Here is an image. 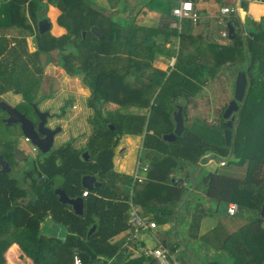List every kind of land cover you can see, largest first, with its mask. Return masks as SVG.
Masks as SVG:
<instances>
[{
  "label": "trees",
  "instance_id": "trees-1",
  "mask_svg": "<svg viewBox=\"0 0 264 264\" xmlns=\"http://www.w3.org/2000/svg\"><path fill=\"white\" fill-rule=\"evenodd\" d=\"M49 5L61 11L58 24L66 30L61 37L39 32V14ZM232 22L237 38L224 46L183 34L185 41H192L196 61L186 62L181 54L176 69L167 73L153 66L157 52L172 54L164 44L149 43L154 33L138 44L137 30L107 15L93 0H0V27L28 32L37 47L32 53L27 37H0V97L13 93L34 102L45 75L42 55L57 52L58 67L71 77L84 76L90 92L88 106L94 111L86 147L76 148L73 140L46 155L41 153L24 174L30 180L29 189L13 175L15 149L9 147L0 153L13 168L12 174H0V236L7 247H17L20 258L15 264H74L76 253L84 264H108L119 256V248L110 241L132 226L131 203L142 208L143 217L154 216L159 223L180 219V226L187 227L195 240L204 217L216 213L220 204H237L241 213L254 212L257 216L240 232L242 242L228 241L221 251L227 252L229 264H264V19L260 23L252 21L249 26L238 18ZM185 26L188 31L192 24L186 22ZM95 27L102 39L92 33ZM158 32L166 34L167 40L182 35L170 27H161L156 35ZM225 66L237 67L236 76L247 72L250 81L234 147H227L224 133L210 132L206 136L191 131L186 124V103L179 101L181 95L190 98L205 85L199 79ZM156 89L159 92L155 96ZM170 97L174 100L172 106L168 105ZM105 104H117L121 110L133 106L147 112L128 114L119 108L105 116ZM178 106L184 110L185 131L170 143L164 136L175 131ZM127 135L145 136L140 158L141 164L148 167L142 175L144 183L114 170L116 149ZM85 152L90 161L83 158ZM208 154L226 161L225 167L240 168L241 176L206 172L199 181L180 178L187 166L196 170L206 162ZM85 176L95 177L102 186L88 191L82 186ZM58 188L71 199H84V215L75 214L59 201L55 194ZM86 191L88 197L83 196ZM181 208L185 213L192 212L190 220L180 216ZM49 217L67 230L66 240L42 233L41 227ZM94 226L97 229L88 238ZM169 248L176 252L172 245ZM137 262L156 264L146 256L134 264ZM0 264L9 263L4 257Z\"/></svg>",
  "mask_w": 264,
  "mask_h": 264
},
{
  "label": "crops",
  "instance_id": "crops-1",
  "mask_svg": "<svg viewBox=\"0 0 264 264\" xmlns=\"http://www.w3.org/2000/svg\"><path fill=\"white\" fill-rule=\"evenodd\" d=\"M93 1L96 4V6H98V8L104 11L107 15H113L119 21H128L129 22L128 25L132 26L135 30L138 31L135 40L138 42V44L140 43V41L145 42L147 37L153 35V33L155 36L149 43L154 42L158 45L164 44L166 45L167 50H169V48L173 44H175L176 41L175 37L167 40L166 34H163L162 32H158L156 35V31H159L161 27L164 29L170 27V30H174L175 29L173 27L174 23L166 22V21L157 22V20H155L156 16H151V15L159 14L160 13L159 10L162 9V6L167 5L168 3L173 4V8H172L173 11V9L177 6V2L175 0H93ZM243 2H247L248 4L247 10H244V8L242 7ZM239 3L243 11L241 16H244L246 14L250 15L249 13L252 11L251 16L254 22L260 23L264 19V0H254V4L252 5H250L249 0H241V2L240 0H195V7L201 15V21L197 26L192 25V27L188 31L187 28L189 27L184 26L183 31L181 33L179 32V34H182V36L186 35L187 37L190 38H195V39L199 38L201 39V41L204 42H208V43L212 42L218 44L216 40L212 38L213 36H212L211 25L212 24L215 25V17L219 14L222 8L224 7L235 8L238 7ZM46 10H47V19L51 23L50 32L52 33V35H54L55 37H61L65 35L66 30L61 26H59L58 24V18L61 16L60 9L53 5H49L48 9ZM238 19H240L241 21L243 20V18L241 19L239 12H238ZM165 24L168 25L167 28L164 27ZM221 29L222 30L220 31V33L223 31V28ZM16 31L22 32L23 30L21 31L18 28L13 29V28L0 27V35L2 34V36L11 37L12 36L11 33L14 34ZM22 34L25 33L23 32ZM26 34H28V32ZM243 36H246V32L243 33ZM23 37H27V36H23ZM32 39L34 38L32 37ZM33 41H35V39ZM224 41L225 43H223L222 45H227V43H230L234 40L230 39V41H226V40ZM36 48L37 47L35 43L34 46H31V52L32 53L35 52ZM53 54H55L57 57V52L52 53L51 56H53ZM165 59L166 57L164 55H156L155 61L156 60L159 61V65L157 64V62L154 61L153 66L154 68L160 71L169 73L170 67L167 65L168 62H162L165 61ZM43 64L45 66V73L46 71L47 73H50V71H52L55 75H61V77L65 78L62 79L63 82L69 83L71 84V86H74L77 89H83V90L87 89L90 97L89 89L84 84L83 75L75 76L78 77L77 80L66 79L68 77L70 78L71 76H69L62 68L56 66L53 62L50 64L44 62ZM75 77H71V78H75ZM155 96H153V98H155ZM111 105L113 106L114 111L119 109L118 105H114V104ZM122 112L128 114H144L147 111L145 109H140L138 107L130 106V107H123ZM61 121H64V119H62ZM144 139H145L144 135L123 136L116 149V155L114 158L115 172L121 176L133 177L134 182H136L135 173L137 172L139 163H141L140 158L142 154H139L138 151L141 150L143 151ZM66 141H68V139H66ZM76 147L78 149H81L79 145ZM127 151L130 152L128 159H131L132 157L135 156L136 157L135 159L137 161L135 166H133V168H130V170L128 168V162H127L128 159H120V160L118 159L119 156L123 155ZM138 155H140L139 159H138ZM206 159L207 161L208 160L209 161L207 163L206 162L200 163L196 170H194L193 167L191 166H187V168L179 174L180 178L189 179L190 182L197 180V174L201 169H206L209 170L210 172L227 173L224 171L225 164L223 165L221 161H217L213 157H209V159L208 158ZM141 165L145 166L143 164ZM143 174L144 173H142V175ZM231 175L236 176L235 174L232 173ZM144 181L145 180H143L141 183H144ZM119 185L122 189H124L121 183ZM130 190H131V195L133 196L134 195L133 187H131ZM130 205L132 206L133 203H131ZM135 207L138 209L140 215L142 216V212H143L142 208L137 205ZM149 218L153 220L150 216ZM251 220H252L251 213L249 214L241 213L240 211L238 215L230 216L228 214L227 205L220 204L216 213H214L213 215L206 216L201 220L199 231L197 233L198 238L196 240L187 236L183 238L177 236L176 238V236L174 235L176 234L177 229H176V225H174V222L158 223L155 232H136L131 226L130 229L122 232L121 234L117 235L110 241L111 245L119 248V256L109 261L108 264H118V263L134 264V261L144 256L142 253L143 249L146 248L152 249L157 247L158 245H163L164 247H166L171 252L173 258L176 260L178 264H229V257L227 252H222L221 249L228 241L232 243L242 242L240 238L241 235L240 232L252 222ZM41 231L46 236H55L61 240H66L69 235V233L64 227L54 223L52 218L50 217L42 225ZM164 235H168V237L162 240L161 237H163ZM148 241H150L152 244H148ZM189 242L193 244L195 248L189 246ZM170 245H172L173 249H175L176 251L175 253H173L170 250L169 248ZM136 264H138V262Z\"/></svg>",
  "mask_w": 264,
  "mask_h": 264
},
{
  "label": "rangeland",
  "instance_id": "rangeland-1",
  "mask_svg": "<svg viewBox=\"0 0 264 264\" xmlns=\"http://www.w3.org/2000/svg\"><path fill=\"white\" fill-rule=\"evenodd\" d=\"M249 2L250 5L254 4V0H249ZM172 8H173V4L168 3L167 5L162 6V9L159 10L160 12L159 14H155L151 16H156L155 20H157V22L166 21V22L174 23L175 18L172 16ZM237 8L241 19L243 18L242 21L244 23L241 20L240 22L244 25L249 26L250 22L253 21V18L251 16L252 11L249 13L250 15L246 14L244 16H241L243 11L240 7V3L238 4ZM120 22L123 23L124 25L125 23L129 24L128 21H120ZM211 26H212V36H213L212 38L216 40L218 44L224 46L222 44L225 43V41L220 36V31L222 30L221 28L223 27L214 24H212ZM22 33L23 32L16 31L14 34L11 33L12 34L11 37L27 36L28 48L29 51L31 52V46L35 45V41H33L34 39H32V37L29 34L26 33L22 34ZM1 36L2 34L0 35V37ZM185 39L186 37L182 35H179L176 38L175 44L172 45V48H169L170 49L169 51L172 54L157 52V55H164L166 57L165 61L162 62H168L167 65L170 67L169 70L170 72L176 69V64L178 60H180L181 54H183V56L185 57L184 60L186 62L188 60L190 61L194 60L193 58L194 54L197 55V52L195 53V50L192 46V41L189 39L185 41ZM209 44L218 45L212 42ZM204 50H206V48H204ZM200 55H202L201 52ZM208 55L209 54H207L204 57L207 58ZM42 61L43 63L44 62L48 63V61H50L51 63L53 62L57 66V63H55L57 61V57L55 54H53V56L42 55ZM155 62H157V64L159 65V61L156 60ZM236 69L237 67H232V66L222 67L221 69L218 70L216 74L212 76L206 75L207 76L206 79H199L200 81H205L206 83L192 97L185 98V94L179 97V101L186 103V109H187L186 124L191 131L202 132L205 133L206 136H210L209 135L210 132H212L214 135L218 133L222 135V133L225 132V127H224L225 120L223 118V114H224L223 110L224 108L229 106L230 102L234 99L235 96V86H236V78H237L235 72ZM62 79L65 78L61 77V75H55L52 71H50V73H47L46 71L44 78L42 80L39 93L36 95L33 103L38 105V109L41 112H48L50 113V115H53L48 120L49 128L56 129L57 127H61L63 129V132L67 133L66 134L62 132L59 135H57L55 139L54 149H57L63 146L65 143L73 140L75 147L79 145V147L83 149L86 147L87 142L92 134L90 120L94 116V111L90 109L88 106L89 93L87 89L85 90L77 89L74 86H71V84L63 82ZM66 79L77 80L78 77L75 78L68 77ZM145 81L143 82L141 81L143 85H145ZM159 89H156V91L154 92L155 95L158 94ZM248 92L249 90L247 91V96H248ZM0 100L7 102L12 107H18L22 112L23 110L27 111L30 117L36 120L34 116V112L30 109L28 104L25 103V100L21 95L17 96L13 93H8L0 97ZM115 100L116 103H118V101H120V96H117V99ZM173 103H174L173 97H170L168 105L172 106ZM113 111L114 108L111 104L104 105L103 113L105 116H107L109 112H113ZM4 118H6V114L4 111L0 110V120ZM62 119H64V121H61ZM238 119L239 116L238 113H236L234 127L232 128L231 147L232 145L234 147V142L237 137V129L239 125ZM222 138L225 139V134L222 135ZM66 139H68V141H66ZM9 147L12 149L13 148L18 149L21 152L22 158L26 159L24 161L23 159H20L18 155H16V157H14L13 159L12 167L14 168V172L13 171L12 172L14 177H16L24 187H27L29 189L30 180H26L24 178V174L28 172L30 168H32L31 167L33 166L32 162L35 159H37L41 155V153L38 150H35L34 149L35 147L29 141H27V139H25L18 126L17 127L6 126L4 123L0 122V153ZM138 153L142 154V150L138 151ZM129 155L130 152L127 151L123 155L119 156L118 159L119 160L128 159ZM139 156L140 155H138V159ZM207 156L205 158L209 159V157H213L212 155H209L208 157ZM135 158L136 157L134 156L131 159L127 160L129 170L130 168H133V166H135L137 162ZM213 158L217 161H222V159L216 157ZM208 161L206 159V163ZM239 169L240 168L234 167L232 165L229 167H225L224 171L231 172L236 176H241L240 175L241 169L240 170ZM205 170L206 169H201L198 172L197 181L200 180V178L203 176L204 173L210 172L209 170L206 171ZM247 213H251L252 220H254V218H256L257 216L255 215L256 213L253 214L254 212H247ZM180 216H184L185 218L190 220L192 217V212L185 213V210L181 208ZM150 217L158 225L159 222L157 218L154 216H150ZM180 223H181L180 219L179 221L174 222V225H176V229H177L176 234L174 236H176V238L177 236L181 238L186 236L190 237L192 232H190V230H188L187 227L180 226ZM167 237L168 235H164L163 237H161V239L164 240ZM5 241L6 240L0 236V257L1 255L3 257L2 259H0V261L3 260L5 257V260L9 264H15L16 262H18L20 258L15 250L17 249V247L15 245H11V246L9 245L7 247L5 245ZM148 244H152V243L148 241ZM189 246L195 248V246H193V244H191L190 242H189ZM12 248H14V251H12Z\"/></svg>",
  "mask_w": 264,
  "mask_h": 264
},
{
  "label": "water",
  "instance_id": "water-1",
  "mask_svg": "<svg viewBox=\"0 0 264 264\" xmlns=\"http://www.w3.org/2000/svg\"><path fill=\"white\" fill-rule=\"evenodd\" d=\"M242 7L244 10H247L248 4L247 2L242 3ZM39 22L38 28L40 34H45L51 31V23L47 19V10H43L39 14ZM165 28L168 27L167 24L164 25ZM228 31L229 37L231 40H235L237 38L236 27L233 23H228ZM92 33L96 35L99 39L103 38L101 31L98 28H93ZM86 36V33H84ZM250 87V81L247 72L241 71L238 73L236 78V86H235V96L234 99L230 102L224 113L225 120V142L227 147H231V139H232V128L234 127L235 114L238 113L240 116L242 109L247 101V91ZM0 109L7 114V118L3 121L6 126H13L19 124L21 127V131L25 139L29 140V142L42 154L46 155L50 153L54 149L55 139L57 135L62 133L63 129L61 127H57L56 129H51L47 126L48 118L50 113L41 112L36 105H34L35 112L40 119V123L36 128L33 121L28 119L24 114L20 113L15 107H12L7 102L0 100ZM184 110L182 106H178L177 112L174 114V120L176 123V128L174 133L164 136V140L167 142H174L178 137L182 136L185 131V120H184ZM114 130V126L111 127ZM16 154L23 159L21 156V152L18 150ZM83 158L85 161H90V155L88 152L83 154ZM0 174H12V168L8 161L4 159L2 155H0ZM44 181H41L43 184ZM82 186L93 192L96 188H100L102 186L101 183L97 181L95 177L85 176L82 180ZM55 194L59 197V201L64 205H69L72 207L73 211L77 215H84V199H71L68 194L63 189H56ZM261 216L264 219V207L262 208ZM97 227L94 226L89 234L88 238L92 236V234L96 231Z\"/></svg>",
  "mask_w": 264,
  "mask_h": 264
},
{
  "label": "built area",
  "instance_id": "built-area-1",
  "mask_svg": "<svg viewBox=\"0 0 264 264\" xmlns=\"http://www.w3.org/2000/svg\"><path fill=\"white\" fill-rule=\"evenodd\" d=\"M177 6L173 9L172 15L175 17L173 27L180 33L183 31L186 21L190 22L193 26H197L201 21V15L195 7V0H175ZM232 18H238V9L224 7L220 10L219 14L215 17V25L223 27V31L220 33L221 38L230 41L229 31L227 25L232 22ZM29 141V140H27ZM37 150L36 148H34ZM222 164H226V161H221ZM148 167L142 166L139 163L137 172L135 173V180L141 183L144 179L142 173H145ZM84 197H88V191L83 194ZM239 206L237 204H229L228 214L230 216H236L239 214ZM131 225L136 232H155L157 229V223L148 217L140 215L138 209L132 205L130 211ZM142 253L146 257H151L156 264H178L173 258L171 252L163 245H158L152 249H143ZM74 264H84L81 255L76 253L74 256Z\"/></svg>",
  "mask_w": 264,
  "mask_h": 264
},
{
  "label": "flooded vegetation",
  "instance_id": "flooded-vegetation-1",
  "mask_svg": "<svg viewBox=\"0 0 264 264\" xmlns=\"http://www.w3.org/2000/svg\"><path fill=\"white\" fill-rule=\"evenodd\" d=\"M25 103H27L28 104V106L30 107V109L34 112V116H35V118H36V120L35 119H33L32 117H30V115L28 114V112L27 111H25V110H23V112L18 108V107H15L20 113H22V114H24L28 119H30L31 121H33V123H34V125H35V127L37 128L38 127V125H39V123H40V119L38 118V115H37V113L35 112V109H34V105H36L37 107H38V105L37 104H35V103H33V102H27V101H25ZM5 114H6V112H5ZM8 116H7V114H6V118H7ZM51 117V115L49 116V118ZM6 118H4V119H2V122L6 119ZM49 118H48V120H49ZM4 123V122H3ZM5 124V123H4ZM13 126H18L19 128H20V130H21V127H20V125L19 124H16V125H13ZM47 126H48V123H47ZM49 127V126H48ZM22 132V131H21ZM18 151V149H15V153ZM17 155V154H16ZM5 159V158H4ZM23 160L25 161L26 159L25 158H23ZM7 161V160H6ZM10 164V163H9ZM11 166V165H10ZM12 168V167H11ZM1 169V168H0ZM12 171H13V168H12Z\"/></svg>",
  "mask_w": 264,
  "mask_h": 264
}]
</instances>
